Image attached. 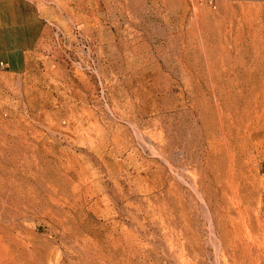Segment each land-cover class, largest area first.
<instances>
[{
    "label": "rangeland",
    "instance_id": "obj_1",
    "mask_svg": "<svg viewBox=\"0 0 264 264\" xmlns=\"http://www.w3.org/2000/svg\"><path fill=\"white\" fill-rule=\"evenodd\" d=\"M0 68V264H264V0H44Z\"/></svg>",
    "mask_w": 264,
    "mask_h": 264
},
{
    "label": "crops",
    "instance_id": "obj_2",
    "mask_svg": "<svg viewBox=\"0 0 264 264\" xmlns=\"http://www.w3.org/2000/svg\"><path fill=\"white\" fill-rule=\"evenodd\" d=\"M38 4L44 0H0V68L25 70L45 27Z\"/></svg>",
    "mask_w": 264,
    "mask_h": 264
},
{
    "label": "built area",
    "instance_id": "obj_3",
    "mask_svg": "<svg viewBox=\"0 0 264 264\" xmlns=\"http://www.w3.org/2000/svg\"><path fill=\"white\" fill-rule=\"evenodd\" d=\"M218 0H209V2H211V3H215V2H217Z\"/></svg>",
    "mask_w": 264,
    "mask_h": 264
}]
</instances>
